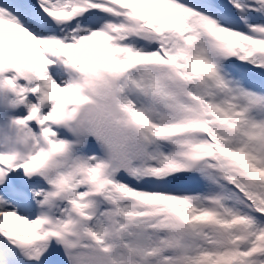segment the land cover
I'll use <instances>...</instances> for the list:
<instances>
[{
	"label": "snow or ice",
	"instance_id": "obj_1",
	"mask_svg": "<svg viewBox=\"0 0 264 264\" xmlns=\"http://www.w3.org/2000/svg\"><path fill=\"white\" fill-rule=\"evenodd\" d=\"M0 264H264V0H0Z\"/></svg>",
	"mask_w": 264,
	"mask_h": 264
}]
</instances>
